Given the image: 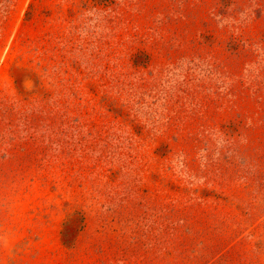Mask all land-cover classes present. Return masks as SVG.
Segmentation results:
<instances>
[{
  "label": "rangeland",
  "instance_id": "1",
  "mask_svg": "<svg viewBox=\"0 0 264 264\" xmlns=\"http://www.w3.org/2000/svg\"><path fill=\"white\" fill-rule=\"evenodd\" d=\"M0 264H264V0H0Z\"/></svg>",
  "mask_w": 264,
  "mask_h": 264
},
{
  "label": "crops",
  "instance_id": "2",
  "mask_svg": "<svg viewBox=\"0 0 264 264\" xmlns=\"http://www.w3.org/2000/svg\"><path fill=\"white\" fill-rule=\"evenodd\" d=\"M7 186H9V185H7ZM10 190V191H9ZM13 191V190H12ZM19 192H21V191H19ZM19 192H16V191H14V192H12V194H11V186L8 188V196H7V198H6V201L7 200H13L12 198H15V196H17V194L19 193ZM12 204L13 203H11L10 205L12 206ZM8 205V204H7ZM17 214V213H16ZM7 216H8V218H12L13 219V217H16V215H11L10 213H8L7 214ZM8 218H6V223H8ZM5 223V224H6ZM17 224V223H16ZM23 225L21 224V227H22ZM18 229H20L19 227H17ZM13 231V230H12ZM15 231H17V229H15Z\"/></svg>",
  "mask_w": 264,
  "mask_h": 264
}]
</instances>
